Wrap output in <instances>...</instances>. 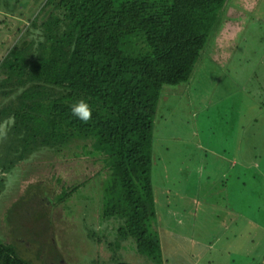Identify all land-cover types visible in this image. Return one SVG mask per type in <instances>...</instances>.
Returning a JSON list of instances; mask_svg holds the SVG:
<instances>
[{
  "label": "rangeland",
  "instance_id": "rangeland-1",
  "mask_svg": "<svg viewBox=\"0 0 264 264\" xmlns=\"http://www.w3.org/2000/svg\"><path fill=\"white\" fill-rule=\"evenodd\" d=\"M44 1L0 0V60L24 30L29 42L39 38ZM235 2L241 6L229 16L241 22L228 27L235 32L219 30L190 80L165 85L158 102L151 173L156 217L150 228L162 246L158 264L263 262L264 0ZM39 167L30 177L19 170L11 184L20 196L0 205V239L16 245L21 257L31 264L155 263L135 251L136 244L128 249L129 239L113 253L109 244L120 242L116 224L99 212L106 181L101 164L91 163L86 184L62 201L67 184L86 176V166L62 159Z\"/></svg>",
  "mask_w": 264,
  "mask_h": 264
},
{
  "label": "trees",
  "instance_id": "trees-1",
  "mask_svg": "<svg viewBox=\"0 0 264 264\" xmlns=\"http://www.w3.org/2000/svg\"><path fill=\"white\" fill-rule=\"evenodd\" d=\"M235 6L241 4L47 0L40 9L45 18L39 38L29 42L24 30L0 60V96L7 100L14 93L28 95L24 103L30 108L15 112L6 107L10 101L2 102L0 123L14 119L5 137L24 133L33 148H25L23 154L39 145L48 149V159L39 162L35 152L27 159L26 177L46 161L50 167L62 159L86 166L82 171L86 176L67 184L62 201L86 184L91 163L101 164L106 181L99 212L102 220L116 224L113 233L120 242L109 244L113 253L129 239L133 243L128 249L136 244L134 250L152 257L154 264L162 260L160 240L150 229L156 217L151 173L158 102L165 85L190 80L202 51L209 40L216 41L219 30L224 35L235 32H230L232 20L234 27L241 22L240 17L229 16ZM37 22L33 19L32 25ZM78 100L91 110L87 122L71 115L70 105ZM3 151L6 167L13 166L10 150ZM0 264L31 262L19 255L16 245L0 239ZM112 264L140 263L118 259ZM255 264H264V257Z\"/></svg>",
  "mask_w": 264,
  "mask_h": 264
},
{
  "label": "crops",
  "instance_id": "crops-1",
  "mask_svg": "<svg viewBox=\"0 0 264 264\" xmlns=\"http://www.w3.org/2000/svg\"><path fill=\"white\" fill-rule=\"evenodd\" d=\"M28 99H29L28 95H24L20 93L12 94L7 100L4 99L2 96H0V108H1L2 102L10 101L6 105V107L7 106L9 107V109H13L15 112L17 110L30 111L29 106H27L26 103H24ZM8 130L9 128H7L6 133L8 132ZM5 135L3 137H0V205H2L3 199H6L7 197H9L10 200H13L12 196L14 195L12 194H15V197H14L15 199L20 196L17 191L19 190L18 186L15 187L14 185L11 184V182L14 181L13 177L16 173H18L19 170L21 171V174H23L26 177L25 171L27 169L26 167L27 159L34 157V152H35L36 157L40 156V159H41L40 162L44 158L48 159V149L42 145H39L38 147L35 148V151H31L28 154L22 153V151L27 147L33 148L31 142L23 138L24 133L20 132L18 134H13L12 136H10V133H9L7 137H5ZM4 137L7 138V140H4L5 139ZM5 148H8L10 150L8 154L9 158L10 159L12 158L15 160V164L11 167H6V164H7L6 161L8 160L5 159L6 153H7L3 151V149ZM23 155H26L24 160H22ZM234 162L236 161L234 160ZM236 164H238V162H236ZM46 165H47V161H46ZM21 190L24 191L23 187L21 188ZM1 227H2V224L0 223V228Z\"/></svg>",
  "mask_w": 264,
  "mask_h": 264
},
{
  "label": "clouds",
  "instance_id": "clouds-1",
  "mask_svg": "<svg viewBox=\"0 0 264 264\" xmlns=\"http://www.w3.org/2000/svg\"><path fill=\"white\" fill-rule=\"evenodd\" d=\"M71 115L82 122H87L91 117V110L83 100H78L70 105ZM14 119L9 117L6 122L0 123V137L6 134L7 128L11 127Z\"/></svg>",
  "mask_w": 264,
  "mask_h": 264
},
{
  "label": "flooded vegetation",
  "instance_id": "flooded-vegetation-1",
  "mask_svg": "<svg viewBox=\"0 0 264 264\" xmlns=\"http://www.w3.org/2000/svg\"><path fill=\"white\" fill-rule=\"evenodd\" d=\"M47 0L44 1V3L42 4V6H44V4L46 3ZM42 6L40 7V9L42 8ZM39 9V11H40ZM36 18V17H35ZM33 19V18H32Z\"/></svg>",
  "mask_w": 264,
  "mask_h": 264
}]
</instances>
